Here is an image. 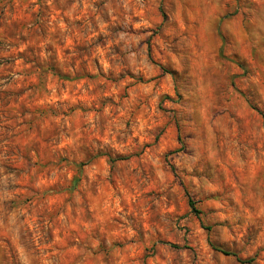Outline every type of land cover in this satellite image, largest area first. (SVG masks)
I'll return each instance as SVG.
<instances>
[{"label": "rangeland", "instance_id": "obj_1", "mask_svg": "<svg viewBox=\"0 0 264 264\" xmlns=\"http://www.w3.org/2000/svg\"><path fill=\"white\" fill-rule=\"evenodd\" d=\"M213 248L264 264V0H0V264Z\"/></svg>", "mask_w": 264, "mask_h": 264}, {"label": "trees", "instance_id": "obj_2", "mask_svg": "<svg viewBox=\"0 0 264 264\" xmlns=\"http://www.w3.org/2000/svg\"><path fill=\"white\" fill-rule=\"evenodd\" d=\"M114 161V160H112ZM188 205L190 206V208L195 211L197 214H199L200 212H198L195 208V202L192 199H188ZM215 251L220 252L222 255L226 256V257H233L237 262L241 263V264H253V260H246L243 261L237 254L233 253V252H229L220 248H213Z\"/></svg>", "mask_w": 264, "mask_h": 264}]
</instances>
